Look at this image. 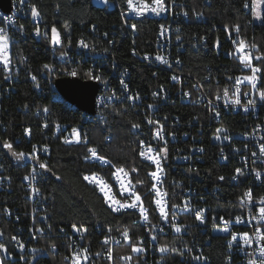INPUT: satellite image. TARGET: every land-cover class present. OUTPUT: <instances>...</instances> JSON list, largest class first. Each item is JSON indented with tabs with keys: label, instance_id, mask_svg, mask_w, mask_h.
Instances as JSON below:
<instances>
[{
	"label": "trees",
	"instance_id": "obj_1",
	"mask_svg": "<svg viewBox=\"0 0 264 264\" xmlns=\"http://www.w3.org/2000/svg\"><path fill=\"white\" fill-rule=\"evenodd\" d=\"M249 1L166 0L168 4L173 3L175 22L181 27L178 34L180 41L173 40L172 50L182 59V69L191 77V82L193 79L201 80L207 89L211 88L215 91L225 84L218 81L217 76L238 73L239 68L233 58L235 45L232 41L234 40L251 39L257 45L258 54L264 53V14L260 23L255 22L254 10L244 6L245 3L248 5ZM30 2L37 8L38 20H31L29 16L25 19L26 36L20 38L14 45L21 60L18 78L14 80V89L9 94L0 96V159L15 186L7 199L17 203L23 195L21 181L29 171L30 165L20 164L18 160L24 156L18 157L16 154L25 155V152L31 151L34 144L51 145L49 156L44 157V162L42 161L46 166L41 175V183L49 204L48 210L51 213L49 221L52 229L44 231L38 239L29 242L28 245L34 247L35 251L28 249L20 252L10 242V237L19 225L22 226L24 234L29 231V217L21 214L19 217L15 215L11 219H3L4 237L0 239V243L6 246L10 254L5 255L0 250V259L3 264H63L66 249L62 232H70L74 229L84 237V244L92 251H101V240L107 234H117L128 227L131 230L130 242L115 247L112 262L100 256L88 264H125L121 259L122 255H132V264H148L141 256L132 252V246H136L141 237L148 235L146 228L133 224L135 213L115 212L84 179L87 173L107 175L109 172L107 167L85 160L89 150L94 148L99 154L128 172L138 192L145 198L153 223L159 222L152 196L148 192L152 166L141 158L139 152L141 134L132 126L141 124L145 127L142 111L124 104H110L104 109L102 117L90 115L93 116L91 118L82 110L71 108L67 101L55 98L50 76L44 64L49 65L53 62L58 67L59 64L51 50L46 47L48 36L55 27L62 35L64 44L68 46L80 38L86 39L91 36L97 38V35L93 34L94 30L100 35L107 32V42H114L111 48L120 56L121 64L132 69L135 86L140 89L141 94L151 92L163 85L170 86V73L164 68L148 67L131 58L129 55L132 46L131 37L123 25V19L117 8L98 6L93 0H30ZM180 12H185L187 15L184 17L179 14ZM163 23L164 19L151 17L136 20L138 33L134 40L140 51L155 50L157 32ZM234 25L240 26L239 33L232 27ZM37 28L41 32L47 31L48 35H43L39 39L34 38L33 32ZM256 64L262 70L261 73H257L260 77L257 89L264 90V63L257 60ZM207 76L211 78L207 79ZM80 77L87 80L83 71L80 72ZM4 79L5 73L0 69V80ZM212 94L210 92V95ZM256 97L257 99L259 97L257 91ZM164 108L165 112L180 116L186 130L189 127L186 125L187 122H192L195 117L203 120L207 112L203 105L171 100ZM57 123L62 124L66 129L57 131L55 128ZM218 125L233 131L245 128L241 114L236 113H223ZM27 127H30L32 132L30 139L24 135ZM71 127H77L81 139L87 141L65 142L64 135ZM189 131L195 133L196 130L190 128ZM16 138L21 140L19 144ZM2 143H9L12 147L5 150L2 148ZM203 144L206 163L200 165V169L191 176L198 177L194 180L202 185L218 182L223 186L218 196H209L207 206L210 211L226 213L232 208L236 209L235 202L241 194V189L219 179L222 173L231 172L235 165L226 166L229 163L218 160V146L209 141L208 133L203 136ZM176 151L175 147L170 149V160ZM172 164L170 161L165 166L168 180L188 177V174L182 170L181 164L177 170L172 169ZM167 191L173 205L179 201L183 189L169 182ZM189 229L193 230L192 232H200L192 223ZM199 235L202 241L211 238L210 245L206 247L210 257L208 264H225L223 238L213 234L199 233ZM180 240V237L170 234L158 235V244L169 246L163 255L164 264H185L178 251H172L173 248L177 249Z\"/></svg>",
	"mask_w": 264,
	"mask_h": 264
},
{
	"label": "built area",
	"instance_id": "obj_2",
	"mask_svg": "<svg viewBox=\"0 0 264 264\" xmlns=\"http://www.w3.org/2000/svg\"><path fill=\"white\" fill-rule=\"evenodd\" d=\"M111 2L112 7L118 9L123 19V25L129 31L132 41V46L129 49L131 58L135 62L145 64L148 67L166 69L170 73V86L163 85L151 90V92L141 94L140 89L135 86V77L132 69L127 65L121 64L120 56L111 48L114 42H107V32H103L100 35L95 30L93 34H96L97 38L92 36L86 39L80 38L74 44L68 46L64 44L63 37L60 34V43H52L53 33L51 31L46 47L51 50L59 67L52 62L49 67L44 68L49 73L54 97L59 100L67 101L56 87L55 82L58 77H80V72L83 71L87 76V80L96 81L99 84V92L96 95V113L94 114L96 117H102L104 109L110 104H124L135 107L137 111H142L145 127L139 124L140 126L136 128V131L141 134L139 152L141 158L151 164V173L156 172L158 176L157 179L150 175L148 192L152 196L159 222L153 223L145 198L138 192L128 172L123 167L115 165L107 157L99 154L96 149L97 156L93 157L89 150L85 160L107 167L109 172L107 175L96 172L87 173L84 177L88 176L89 179L85 181L104 198L108 205H111L112 209L119 208V211L114 210L115 212L120 214L126 212L135 213L136 217L133 224L146 228L148 235L141 237L140 242L136 245L142 247L144 251L133 253L141 256L148 264H164L163 255L167 251H159L161 246V244H158L159 234H170L181 238L177 244V250L185 264H208L210 262L206 247L210 245L211 238L208 237L202 241L199 233L213 234L223 238L225 264H248V261L253 259L259 261L262 257L255 250L261 245L254 242L251 246H248L240 241V234L247 232L252 235L257 226L264 228V222L250 218L258 216V209L261 207L259 198L264 197V152L260 151V145L264 143V100H261L260 97L257 99V89H253L250 82L243 81L239 85L236 84V78L240 77L242 79L244 76L251 75V69L244 67L239 59L241 53L234 51L233 58L237 63L239 72L234 75L217 76L218 81L225 83L221 89L215 91H212L211 88L207 89L204 83L198 79H193V82H191V77L182 69V59L178 58L172 50L173 40H176V42L180 41V38L177 39V37H179L178 34L181 30L180 25L175 22L173 3L168 4L164 0L166 11L161 12L159 15L151 11L143 15H137L135 11L129 9L127 0H111ZM254 2L255 0L248 2V6L252 9ZM142 3L156 6L154 0H134V7H139ZM32 6L30 0H13L11 13H6L0 8V29L3 30V34L8 36L7 68H5L4 62L0 61V69L5 73V79L0 80V96L9 94L14 89V80L18 78L21 60L19 53L14 49V45L20 38L26 36L24 29L25 19L29 16L31 20H38V16L34 17L32 15ZM179 14L186 16L185 12H180ZM146 17L164 19V23L162 24L163 29L161 25L157 32L155 50L142 52L137 48L134 40L138 29L137 27L133 28L132 25L136 26V20ZM43 35H48L47 31L41 32L39 30V34H37L36 30L33 32L34 38L37 39ZM81 40L88 47H83L79 43ZM244 40L249 45H256L251 39L246 38ZM244 51L251 53L253 56L258 55L257 45L256 47H248ZM157 55L164 57L167 63L157 60ZM256 61L253 59L252 63L258 67ZM73 71L77 73L75 76L71 75ZM90 72L91 76L89 75ZM95 76H99L100 79L93 78ZM173 77H176V79H173ZM210 78V76H207V79ZM237 87L240 88V104H232L231 101L226 103L223 98L217 99L218 95L223 97L225 88L228 89L229 96H232ZM210 92L213 94L210 95ZM244 92H248L249 95L244 96ZM129 97L132 98L129 99ZM250 99L256 100V105L249 106L245 110L244 104ZM170 100L185 104L203 105L207 110L206 117L203 120L195 117L192 122H187L186 125H189V127L186 130L185 123L180 116L164 111L166 103ZM68 103L71 108H77L74 104ZM216 112H219L220 115L217 116ZM223 113L241 114L242 120L245 122V128L233 131L223 125H218ZM84 114L89 115L86 112ZM89 117L93 118L90 115ZM149 120L154 123H148ZM55 128L57 131L66 129L60 123H57ZM190 128L196 130L195 133L193 132L194 134L189 131ZM218 129L220 131H217ZM157 131H160L162 136L158 137ZM206 133H208L209 141L218 146V160L222 163H229L226 166L235 165L231 172L228 171L220 175V177H224L223 181H226V184L238 186L241 189V194L236 198V209L232 208L226 213L210 211L207 206V202L210 200L209 196H218L223 186L218 182L215 184H209L208 182L202 185V183L195 181L198 177L191 176L193 172H197L200 169V165L206 163L203 155V136ZM24 135L29 139L32 137L30 127L25 128ZM77 135L79 140L76 139ZM217 136H219V139H217ZM187 140L189 141L188 143L185 142ZM64 141H68L67 143H78L87 140L81 139L80 131L77 127H71L66 131ZM16 142L19 144L21 140L16 138ZM149 147L152 148L151 152H147ZM172 147H175L177 151L170 160V149ZM51 148L49 143L34 144L31 151L25 152L24 157L18 160L20 164L24 165L26 162L25 157L28 156L31 162L28 163L30 165L29 171L21 181L23 195L17 203L7 199L8 195L14 191L15 186L6 172L3 161L0 159V232L3 233V219H11L15 215L19 217L23 214L25 217H29L30 221V229L27 233L24 234L22 226L19 225L18 229L10 237V242L20 252H25L28 249L35 251L34 247L31 248L28 245L29 242L38 239L44 231L52 229L49 221L51 217V213L48 210L49 204L41 183V175L45 167L39 166L43 164L44 157L49 156ZM162 149H166V152L162 151ZM141 153H145V155ZM149 157H152V159H149ZM157 159L159 160V165L156 163ZM170 161L173 163V170H177L179 164H181L182 170L188 174V177L168 180L165 166ZM238 168L242 169L244 175L236 173ZM257 172L260 173L259 179L256 177ZM233 176L237 178L233 179ZM169 182L183 189V192L181 191L179 195V201L173 205L167 191V183ZM154 185L155 187H153ZM101 188L104 191H101ZM249 189L252 192L253 202L245 201V206L242 207L241 197ZM137 195L140 197L139 200H136ZM113 201H118L119 203H114ZM157 201H159V204H157ZM133 203H135L134 207H120L121 204L132 205ZM174 205L177 207H173ZM185 205H188L187 209L184 208ZM200 209H203L201 213L204 218L203 223L196 220V211ZM144 216H147L146 220L143 218ZM236 217H242V222L237 223ZM225 221L228 222V231L222 230L225 227ZM191 223L198 227L199 233L192 232L193 230L189 229ZM173 224L181 225V230L177 232ZM125 230H128L129 233L128 240H125L123 236ZM234 233L237 234L239 243L233 242L232 248H229L228 242ZM3 237L4 235L0 236V239ZM12 237H16V239L13 240ZM106 237L108 238V243H104ZM147 237L148 240H146ZM62 238L66 249L63 264H72L73 252L80 253L81 257L84 255L88 256L86 261L81 259V264H88L100 256L112 262L114 260L115 247L122 243L130 242L131 230L125 227L117 234H107L101 240V251H92L90 247L84 244V237L75 232L74 229L70 232H62ZM21 244L23 247H20ZM82 249H87V252H82ZM109 251L112 253L111 260L107 256ZM181 253L183 254L181 255ZM198 256L207 259H195ZM125 257L131 258L124 259ZM121 259L125 264H132L133 261L132 255H122Z\"/></svg>",
	"mask_w": 264,
	"mask_h": 264
},
{
	"label": "snow or ice",
	"instance_id": "obj_3",
	"mask_svg": "<svg viewBox=\"0 0 264 264\" xmlns=\"http://www.w3.org/2000/svg\"><path fill=\"white\" fill-rule=\"evenodd\" d=\"M127 3L129 5V9L132 10V11H135V13L137 15H143L144 13L149 12V11L159 15L161 12L166 11V6L164 4V0H154V4L156 6H150V5L146 4V3H142L141 6L134 7V0H127ZM244 6L247 7L248 6L247 3H245ZM256 8H257V3L254 2L253 3L254 14L259 15V13L256 12ZM32 15L34 17L39 15L35 5L32 6ZM185 15H187V13H185ZM132 27L135 28L136 26L132 25ZM232 27L235 29V31L237 33H239V30H240V26L239 25H234ZM161 28L163 29V25L161 26ZM225 28L227 29L228 26L226 25ZM36 32H37V34H39V29L38 28L36 29ZM52 33H53L52 43L59 44L60 43V37H59V33L57 32L55 27L52 28ZM177 39H179V37H177ZM69 43H71V41H69ZM79 43L83 47H88V45L83 40L79 41ZM232 43L235 45V51L241 53V55L239 56L240 62L244 65L245 68L251 69V73H252L251 75L244 76L242 79L240 77H237L236 78V84L239 85L243 81H248V82H250L251 87L253 89H257V81L260 79V77H258L257 73H261L262 70H261V68L254 66L252 61H253V59H255V60L260 61L261 63H264V53H260L258 55L253 56L251 53L245 52L244 49H246L248 47H256V45H254V44L253 45H249L246 42V40H244V39H239L238 41L234 40V41H232ZM217 44L219 45V39L217 40ZM7 48H8V36L6 34H3V30L0 29V61L4 62L5 68H7V65H8ZM156 59L160 60L163 63H167V60L164 59V57H162V56L157 55ZM44 67L47 68V67H49V65H45ZM76 74L77 73L75 71H73L71 73V75H73V76H75ZM89 75L91 76V72L89 73ZM93 78H95L97 80L100 79L99 76H95ZM173 79H176V77H173ZM257 92H258V95H259L260 99L264 100V90L257 89ZM243 95L244 96H248L249 93L248 92H244ZM131 98L132 97H129V99H131ZM221 98H223L226 103L228 101H231L232 104H240L241 103V100H240V88L237 87L236 90H235V93L232 96H229V91H228L227 88H225L223 90V97H221L219 95L217 96V99H221ZM255 105H256V100L250 99V100L247 101L246 104H244V108H245V110H247L249 106H255ZM216 115L219 116L220 113L216 112ZM148 123L151 124V123H154V122L152 120H149ZM132 126L135 127V128H138L140 125L139 124H133ZM161 128H162V126H161ZM217 131H220V130L218 129ZM157 136L158 137L162 136V133L160 131H157ZM76 139L79 140V136L78 135L76 136ZM217 139H219V136H217ZM66 142H68V141H66ZM4 146L7 147V148H11L12 147L11 144H9V143H5ZM151 151H152V148L149 147L147 149V152H151ZM162 151L166 152V149H162ZM260 151L264 152V143H262L260 145ZM90 152H91L93 157L97 156V152H96V150L94 148L90 149ZM141 154L145 155V153H141ZM16 155H18V157H23L24 153H19V154H16ZM253 155H255V153H253ZM149 159H152V157H149ZM156 163H157V165H159V160L158 159L156 160ZM41 166L45 167L46 165H41ZM133 171H135V169H133ZM236 173L238 175H244V172L240 168L236 169ZM151 176L156 177L158 179V176H157L156 172H152ZM256 177H257V179L260 178V173L259 172L256 173ZM232 178L236 179L237 177L233 176ZM84 179L88 180L89 177L85 176ZM219 179L223 180L224 177H220ZM138 183H140V181H138ZM130 187H131V185H130ZM153 187H155V185ZM101 191H104V189L101 188ZM139 199H140V197L137 195L136 196V200H139ZM245 201L253 202L251 189L246 191L244 193V195L241 197V206L242 207L245 206ZM113 202L114 203H119L118 201H113ZM259 202L261 204V207L258 209V213H259L258 216H252L250 218L251 219H257V220H259L261 222H264V197H260L259 198ZM157 204H159V201H157ZM109 206L111 207V205H109ZM134 206H135V203H133L132 205H125V204H121L120 205V207H134ZM173 207H177V206L174 205ZM184 208L187 209L188 205H185ZM113 210L119 211V208H115ZM202 212H203V209H200V210L196 211V220L200 221L201 223L204 222V218L201 215ZM143 218L146 220L147 216H144ZM221 219L223 220L222 217H221ZM242 219H243L242 217H236V222L240 223V222H242ZM227 223L228 222L225 221V227L222 229L223 231H228ZM73 227L75 228V225H73ZM173 227L175 228V230L177 232H179L181 230L182 226L181 225H177V224H173ZM85 231H86V229H85ZM2 235H3V233L0 232V236H2ZM123 236H124L125 240L129 239L128 230H125L123 232ZM12 239L15 240L16 237H12ZM153 239H155V237H153ZM240 241H242V243L244 245H248V246H251L254 242L257 243V244H260L261 246L258 247L255 251H258L260 253V256L262 257V259H260L259 261L254 260V259L253 260H249L248 264H264V243H262V242H264V228H262L260 226H257L255 228L254 232L252 233V235H249V233H247V232L240 234ZM233 242H238L239 243V241H237V234H235V233L232 234V238L228 242V247L229 248H232ZM104 243H108V238L107 237L105 238ZM20 247H23V245L21 244ZM53 247H55V245H53ZM168 247L169 246L167 244L161 245L160 248H159V251H161V252L167 251ZM0 250H2L4 252H7V248H6V246L3 243H0ZM81 251L86 253L87 249H82ZM142 251H144V249L142 247H138V246H135V245L132 246V252H142ZM172 251H178V250L173 248ZM182 254L183 253H181V255ZM107 256H108L109 260L112 259L111 251H109L107 253ZM130 258L131 257H125L124 259H130ZM81 259L86 261L88 259V256L84 255L83 257H81L80 253L73 252V254H72V264H81ZM195 259L199 260V259H207V258L202 257V256H198V257H195ZM0 264H3L2 259H0Z\"/></svg>",
	"mask_w": 264,
	"mask_h": 264
},
{
	"label": "water",
	"instance_id": "obj_4",
	"mask_svg": "<svg viewBox=\"0 0 264 264\" xmlns=\"http://www.w3.org/2000/svg\"><path fill=\"white\" fill-rule=\"evenodd\" d=\"M0 8L6 13H11L13 0H0ZM55 84L68 102L89 115L96 113V95L99 92V84L96 81L66 76L57 78ZM4 145L5 143H2V148L7 150ZM25 160L27 164L31 162L28 156Z\"/></svg>",
	"mask_w": 264,
	"mask_h": 264
},
{
	"label": "rangeland",
	"instance_id": "obj_5",
	"mask_svg": "<svg viewBox=\"0 0 264 264\" xmlns=\"http://www.w3.org/2000/svg\"><path fill=\"white\" fill-rule=\"evenodd\" d=\"M95 4L102 7L112 8V2L111 0H93ZM257 3L256 12L259 13V15L254 14V21L257 23H260L263 19L264 14V0H255ZM4 252V251H3ZM5 255H9V251L7 249V252H4Z\"/></svg>",
	"mask_w": 264,
	"mask_h": 264
},
{
	"label": "bare ground",
	"instance_id": "obj_6",
	"mask_svg": "<svg viewBox=\"0 0 264 264\" xmlns=\"http://www.w3.org/2000/svg\"><path fill=\"white\" fill-rule=\"evenodd\" d=\"M26 163V162H25Z\"/></svg>",
	"mask_w": 264,
	"mask_h": 264
}]
</instances>
